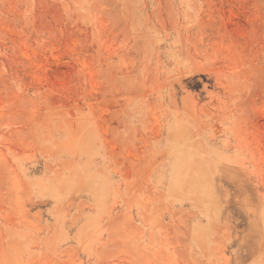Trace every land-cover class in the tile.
I'll return each mask as SVG.
<instances>
[{
    "label": "rangeland",
    "instance_id": "obj_1",
    "mask_svg": "<svg viewBox=\"0 0 264 264\" xmlns=\"http://www.w3.org/2000/svg\"><path fill=\"white\" fill-rule=\"evenodd\" d=\"M0 264H264V0H0Z\"/></svg>",
    "mask_w": 264,
    "mask_h": 264
}]
</instances>
